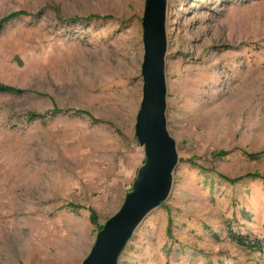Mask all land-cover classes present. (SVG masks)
Segmentation results:
<instances>
[{
  "label": "rangeland",
  "instance_id": "1",
  "mask_svg": "<svg viewBox=\"0 0 264 264\" xmlns=\"http://www.w3.org/2000/svg\"><path fill=\"white\" fill-rule=\"evenodd\" d=\"M143 7L0 0L37 14L0 28V264H80L131 190ZM165 31L178 162L117 264H264L228 235L264 239V0H166Z\"/></svg>",
  "mask_w": 264,
  "mask_h": 264
},
{
  "label": "water",
  "instance_id": "2",
  "mask_svg": "<svg viewBox=\"0 0 264 264\" xmlns=\"http://www.w3.org/2000/svg\"><path fill=\"white\" fill-rule=\"evenodd\" d=\"M165 21L166 0H144L140 20L142 97L134 132L138 145L144 149V161L121 207L98 230L80 264H117L142 219L169 195L178 155L166 123Z\"/></svg>",
  "mask_w": 264,
  "mask_h": 264
},
{
  "label": "trees",
  "instance_id": "3",
  "mask_svg": "<svg viewBox=\"0 0 264 264\" xmlns=\"http://www.w3.org/2000/svg\"><path fill=\"white\" fill-rule=\"evenodd\" d=\"M36 16L37 14H30L24 10H16V11H12L7 13L6 15L2 16L0 18V28L7 22H9L10 20L19 18L21 16ZM24 91V89L12 86V85H7V84H2L0 83V92H7V93H14V94H20ZM54 112H58V109H54ZM81 113H85L84 111H79ZM44 116V114H38V113H29L28 114V119H35V118H42ZM254 176H258V175H254ZM234 180H236V178H234ZM228 235L230 237V239L234 242H236L239 245H242L252 251H262L264 248V239H260L257 237H250L247 234H242L239 233L237 231H233L230 228L228 229Z\"/></svg>",
  "mask_w": 264,
  "mask_h": 264
}]
</instances>
